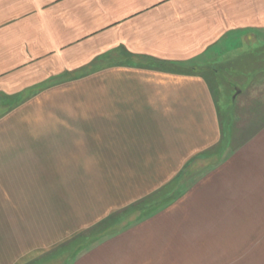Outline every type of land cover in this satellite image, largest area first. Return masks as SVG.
I'll use <instances>...</instances> for the list:
<instances>
[{
  "label": "crops",
  "instance_id": "obj_1",
  "mask_svg": "<svg viewBox=\"0 0 264 264\" xmlns=\"http://www.w3.org/2000/svg\"><path fill=\"white\" fill-rule=\"evenodd\" d=\"M263 36L264 0H0V264H264V124L196 68L259 51L264 113Z\"/></svg>",
  "mask_w": 264,
  "mask_h": 264
},
{
  "label": "rangeland",
  "instance_id": "obj_2",
  "mask_svg": "<svg viewBox=\"0 0 264 264\" xmlns=\"http://www.w3.org/2000/svg\"><path fill=\"white\" fill-rule=\"evenodd\" d=\"M264 38V36H263ZM238 47L241 49L238 50ZM246 45H240V43L233 42L230 43V46L227 45L226 49L222 51V54L217 57L210 58L209 61H206L204 65H198L197 70L206 75L209 82L213 85V87L218 86V84L214 83L213 74H219L221 83H223L226 91L225 96L221 94V92H217V101L224 113L226 107L229 103H232L231 109V118L232 124L230 125V132L234 138L236 144H240L245 141L248 137H250L258 127L264 124V113L260 112V108H257L259 112H255V107L252 105L253 100L248 96V93L245 95V76L252 74V71L260 70L262 67L257 63L260 57L257 58L255 52L256 50H247ZM211 57V56H210ZM240 87L244 90L243 93L240 94V97H236L235 101H233L235 92L232 90L234 86ZM234 88L237 90V88ZM232 88V89H231ZM217 91V87L215 89ZM260 89H257L256 92H259ZM218 91L219 88H218ZM249 92V89L246 90ZM241 92V91H240ZM254 92V91H253ZM243 94V95H242ZM252 94V93H251ZM259 94V93H258ZM221 95V96H220ZM244 97H242V96ZM260 95V94H259ZM1 105H5L4 100H0V111L2 110ZM263 118V119H262Z\"/></svg>",
  "mask_w": 264,
  "mask_h": 264
}]
</instances>
